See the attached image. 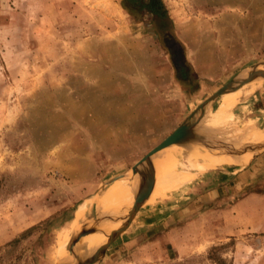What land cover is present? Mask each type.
I'll list each match as a JSON object with an SVG mask.
<instances>
[{
	"label": "rangeland",
	"instance_id": "1",
	"mask_svg": "<svg viewBox=\"0 0 264 264\" xmlns=\"http://www.w3.org/2000/svg\"><path fill=\"white\" fill-rule=\"evenodd\" d=\"M163 1L165 18L123 0H0V264H55L71 221L97 223L100 190L264 61V0ZM255 83L231 90L239 99L224 124L264 130V78ZM218 132L210 138L226 137ZM259 154L252 181L202 204ZM187 171L147 199L95 264H264V148L241 166ZM133 202L114 207L123 215ZM190 204L196 212L182 210Z\"/></svg>",
	"mask_w": 264,
	"mask_h": 264
},
{
	"label": "bare ground",
	"instance_id": "2",
	"mask_svg": "<svg viewBox=\"0 0 264 264\" xmlns=\"http://www.w3.org/2000/svg\"><path fill=\"white\" fill-rule=\"evenodd\" d=\"M262 78H264V67L256 69L254 75L249 81H247L248 86L244 85L245 87L242 88V92H246L254 88L256 84L255 82ZM237 90L241 91L239 89ZM231 96L232 91L228 94L229 102L218 108L219 110H217V113L212 114L209 112L210 115L206 117L204 121L194 127H189L187 132L184 134L183 141L168 146L165 151L155 156L152 163L144 168L141 176L145 182H147V185H149L150 178L156 175L153 192L150 197L160 195L162 194L163 189L174 186L176 181H180L181 174H183V172H188L187 170L204 171L223 163L227 165L236 164V166H241V164L249 161L254 154L263 150L264 130L261 129L255 131L252 129L255 127L253 124L258 123L252 122L247 123L246 126L244 125L245 127L243 129H246V132L237 129L234 125L223 123L224 121L221 116L227 114L229 105H236L235 101L239 99L236 96L231 98ZM227 125L228 127H226ZM222 126L225 127L221 130ZM217 130L223 137L224 135L226 137L224 139L219 137L213 139L210 138L209 135ZM200 152L203 154L202 157L199 155L201 154ZM168 155H172L169 160L165 162L163 161L164 163L162 164H154V161ZM130 172L131 171H129L128 174L123 173L114 177L115 179L111 180L105 190L102 189L97 193L95 210L99 226L97 225L95 219L91 220L89 218L78 221V223L73 221L70 222V225L66 228L62 236L63 239H60L61 243L58 246L59 248L56 254V257L59 260L69 258L65 248L69 235L77 229H79L78 232L82 231L89 224L94 223L97 227H99V229L97 228L95 232L85 235L79 243H77V251L81 249L78 251L79 254H83L84 256L88 255L92 251L91 249L98 245V247H96L97 251L102 244L106 242L110 232L117 228L115 225L119 221V217L122 215V210H117L114 206H117L118 202L122 200L123 197L134 198L135 196V184L137 180L132 177ZM120 182L122 184L119 187H113ZM110 197H114L112 199L113 206H111V208H109ZM115 202L117 204H115ZM82 212L83 215L90 212L88 203L84 205ZM98 230H100V235ZM94 253L90 254L89 257H92ZM89 257L86 256L85 259H89ZM75 264H83V261L78 263L75 262Z\"/></svg>",
	"mask_w": 264,
	"mask_h": 264
},
{
	"label": "water",
	"instance_id": "3",
	"mask_svg": "<svg viewBox=\"0 0 264 264\" xmlns=\"http://www.w3.org/2000/svg\"><path fill=\"white\" fill-rule=\"evenodd\" d=\"M264 67V61L256 63L246 67L231 80L221 86L214 94H212L204 103H202L187 119H185L181 124H179L172 132H170L164 139L157 143L153 148H151L147 153H145L131 168L132 177L137 180L135 186V196L133 204L126 209V211L119 217L120 225L110 232L108 238L104 244L93 254L89 259H79L78 262L83 264H95L99 261L102 255L106 252L107 248L112 244V242L118 238L122 232H124L131 224L132 220L135 218L137 213L140 211L141 207L147 201V199L152 194L154 188V181L156 175L152 176L147 185L145 180L142 178L141 174L146 166H148L154 160L155 156L162 153L167 149L168 146L172 144L179 143L183 141L184 134L187 132L189 127H194L200 124L207 116L210 111V107L213 106L214 101L222 96L225 92L231 90H237L243 87L248 80L256 72L257 68ZM134 180V179H133ZM97 225L92 224L86 226L82 231L77 232L68 242L66 246V252L69 255L68 259L59 260L55 264H74V259L79 258V252L77 251V243L85 235L95 232L97 230ZM77 262V263H78Z\"/></svg>",
	"mask_w": 264,
	"mask_h": 264
},
{
	"label": "crops",
	"instance_id": "4",
	"mask_svg": "<svg viewBox=\"0 0 264 264\" xmlns=\"http://www.w3.org/2000/svg\"><path fill=\"white\" fill-rule=\"evenodd\" d=\"M218 107L215 109L218 110ZM234 107L231 110H229V111H231V115H234ZM213 111L214 110H212V112ZM260 159H261V155L259 154L258 156L254 157L251 160V162L249 164H247L246 166H244L240 169H234V171H233L234 173H236L237 171L240 170V172H238L235 175L234 181L231 180L230 176H227V180H223L224 181L223 185H217V187L213 186V187H210L207 190H205L201 195L204 198L202 200L203 201L202 204L210 205L213 201L223 199L227 195H230L232 192H235V190L237 191V188L239 186L246 185L247 183L252 181L254 179V174L256 172V169H257L258 163H259L258 161ZM182 210L186 211V213L187 212H193L194 213L197 211L196 207L194 206V208H193V206L191 204L188 205L187 210H185L184 208H182ZM184 211H180L179 213H185Z\"/></svg>",
	"mask_w": 264,
	"mask_h": 264
},
{
	"label": "trees",
	"instance_id": "5",
	"mask_svg": "<svg viewBox=\"0 0 264 264\" xmlns=\"http://www.w3.org/2000/svg\"><path fill=\"white\" fill-rule=\"evenodd\" d=\"M123 4L128 10L133 12L140 9L147 10L160 18H165L167 15L163 0H123Z\"/></svg>",
	"mask_w": 264,
	"mask_h": 264
}]
</instances>
